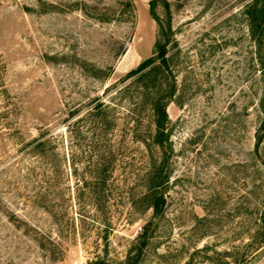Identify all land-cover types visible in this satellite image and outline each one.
<instances>
[{"label": "rangeland", "instance_id": "374dc122", "mask_svg": "<svg viewBox=\"0 0 264 264\" xmlns=\"http://www.w3.org/2000/svg\"><path fill=\"white\" fill-rule=\"evenodd\" d=\"M263 123L264 0H0V264H264Z\"/></svg>", "mask_w": 264, "mask_h": 264}, {"label": "trees", "instance_id": "16d2710c", "mask_svg": "<svg viewBox=\"0 0 264 264\" xmlns=\"http://www.w3.org/2000/svg\"><path fill=\"white\" fill-rule=\"evenodd\" d=\"M162 34H163V41L158 45V58L160 60L161 66L165 68L169 74H171V71H170L171 69H170L168 55H167L169 35L165 29H163ZM101 104L102 103H99L97 107L95 108H99ZM168 104H169L168 102L161 103L160 101L157 103L156 108L158 109L157 114L159 116V119H164L167 116ZM263 139H264V123L262 125V132L258 135L257 146H259V144L262 142ZM44 147H45L44 141H40L36 146V148L41 149L42 152L44 150ZM164 203H165V198L163 195H154V201L152 203V207L154 208L156 212L161 211ZM259 228H260L259 229L260 237H257L256 240L254 238V241L251 244L256 247L260 246L261 248L264 246V220L262 221ZM255 256H257V252Z\"/></svg>", "mask_w": 264, "mask_h": 264}]
</instances>
